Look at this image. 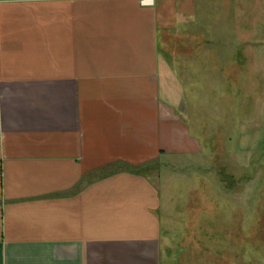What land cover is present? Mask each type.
Returning <instances> with one entry per match:
<instances>
[{
	"label": "crops",
	"instance_id": "obj_1",
	"mask_svg": "<svg viewBox=\"0 0 264 264\" xmlns=\"http://www.w3.org/2000/svg\"><path fill=\"white\" fill-rule=\"evenodd\" d=\"M165 4L0 0V264H162L164 188L132 169L203 150Z\"/></svg>",
	"mask_w": 264,
	"mask_h": 264
},
{
	"label": "rangeland",
	"instance_id": "obj_2",
	"mask_svg": "<svg viewBox=\"0 0 264 264\" xmlns=\"http://www.w3.org/2000/svg\"><path fill=\"white\" fill-rule=\"evenodd\" d=\"M162 1L166 89L203 149L145 170L164 188L162 264H264V0Z\"/></svg>",
	"mask_w": 264,
	"mask_h": 264
},
{
	"label": "trees",
	"instance_id": "obj_3",
	"mask_svg": "<svg viewBox=\"0 0 264 264\" xmlns=\"http://www.w3.org/2000/svg\"><path fill=\"white\" fill-rule=\"evenodd\" d=\"M151 165L153 164H147V166L146 165L138 166L136 168H133L132 170L144 172L147 168L151 167Z\"/></svg>",
	"mask_w": 264,
	"mask_h": 264
},
{
	"label": "built area",
	"instance_id": "obj_4",
	"mask_svg": "<svg viewBox=\"0 0 264 264\" xmlns=\"http://www.w3.org/2000/svg\"><path fill=\"white\" fill-rule=\"evenodd\" d=\"M144 1H146V2H152L153 0H144Z\"/></svg>",
	"mask_w": 264,
	"mask_h": 264
}]
</instances>
